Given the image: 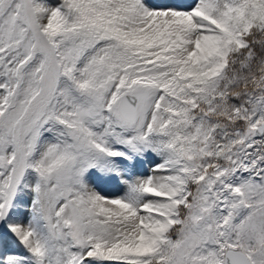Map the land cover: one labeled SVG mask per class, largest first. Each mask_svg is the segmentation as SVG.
<instances>
[{"label": "snow or ice", "instance_id": "snow-or-ice-1", "mask_svg": "<svg viewBox=\"0 0 264 264\" xmlns=\"http://www.w3.org/2000/svg\"><path fill=\"white\" fill-rule=\"evenodd\" d=\"M0 264H264V0H0Z\"/></svg>", "mask_w": 264, "mask_h": 264}]
</instances>
